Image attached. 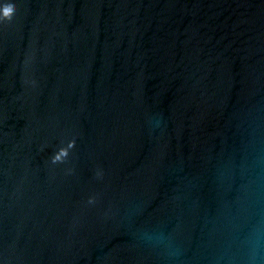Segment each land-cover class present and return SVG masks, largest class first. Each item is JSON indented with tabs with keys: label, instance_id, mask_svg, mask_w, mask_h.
I'll use <instances>...</instances> for the list:
<instances>
[{
	"label": "water",
	"instance_id": "water-1",
	"mask_svg": "<svg viewBox=\"0 0 264 264\" xmlns=\"http://www.w3.org/2000/svg\"><path fill=\"white\" fill-rule=\"evenodd\" d=\"M13 2L0 264H264V0Z\"/></svg>",
	"mask_w": 264,
	"mask_h": 264
},
{
	"label": "clouds",
	"instance_id": "clouds-1",
	"mask_svg": "<svg viewBox=\"0 0 264 264\" xmlns=\"http://www.w3.org/2000/svg\"><path fill=\"white\" fill-rule=\"evenodd\" d=\"M16 5L13 2V0H7L5 4L2 6V13H0V19H11L13 14L15 13ZM75 146V140H70L67 144V147H61L57 152L54 153V155L51 157V161L53 164H56L58 162H62L68 155H69V149L73 148ZM91 202V200H90Z\"/></svg>",
	"mask_w": 264,
	"mask_h": 264
}]
</instances>
